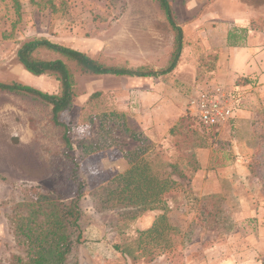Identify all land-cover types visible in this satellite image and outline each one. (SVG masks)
<instances>
[{
	"label": "rangeland",
	"instance_id": "obj_1",
	"mask_svg": "<svg viewBox=\"0 0 264 264\" xmlns=\"http://www.w3.org/2000/svg\"><path fill=\"white\" fill-rule=\"evenodd\" d=\"M33 1L0 0V83L59 93L52 76H32L16 62L18 48L34 39L108 67L156 73L92 76L73 68L72 106L58 119L69 127L70 154L85 183L78 264H220L247 249V234L264 226V143L257 125L264 80L234 88L219 55L226 27L210 21L215 0H168L183 36L179 59L168 74L161 73L174 35L155 0ZM227 2L219 11L230 16L235 2ZM256 10L264 21V5ZM39 56L56 58L46 52ZM205 86L235 91L239 100L234 118L211 130L188 109ZM50 112L45 103L0 94V175L5 179L0 181V264H16L13 256H24L11 230L14 215L24 214L23 203L35 202L39 194L63 200L73 195L61 130L53 126ZM133 166L147 177L176 182L163 195L173 229L160 241L139 245V233L163 211L128 204L121 188ZM125 248L135 261L121 254Z\"/></svg>",
	"mask_w": 264,
	"mask_h": 264
},
{
	"label": "trees",
	"instance_id": "obj_2",
	"mask_svg": "<svg viewBox=\"0 0 264 264\" xmlns=\"http://www.w3.org/2000/svg\"><path fill=\"white\" fill-rule=\"evenodd\" d=\"M239 1L254 9L264 5V0ZM155 2L174 35L173 50L169 55L167 68L161 73L168 74L175 68L179 59L183 36L180 27L175 22L168 0H155ZM248 31L264 32V21L252 19L246 28L229 31L226 39L227 46L240 47ZM41 52L53 54L56 58L40 57ZM16 62L32 76L49 75L59 83V93L56 95H49L16 82L0 83V94L9 93L26 97L51 107V121L54 127L61 130V142L64 145L62 154L70 164L69 180L73 185V195L63 200L53 194H39L35 202L21 205L24 208V214L14 215L11 220V230L24 256H13V260L16 264H78L77 249L82 241L85 228V217L79 203L83 197L85 183L80 179L79 166L70 154L72 145L69 140V127L58 119L59 114L68 111L72 106L73 68L82 75L92 76L155 77L156 73L145 72L142 68L130 70L108 67L79 51L53 44L45 39H34L23 43L16 52ZM251 83L249 77H238L233 86L238 88L251 85ZM259 115L258 138L264 143V101ZM131 138L135 141L140 140L135 134H132ZM178 177L184 178V175L181 174ZM4 180L0 175V181ZM175 185L176 182L173 180L147 177L144 169L137 166H133L126 173L125 184L121 192L126 194L128 204H137L142 211H163V214L155 218L148 229L139 233V245L147 239L160 241L173 229L167 223L163 195ZM121 254L132 261L136 260L127 248L121 250Z\"/></svg>",
	"mask_w": 264,
	"mask_h": 264
},
{
	"label": "crops",
	"instance_id": "obj_3",
	"mask_svg": "<svg viewBox=\"0 0 264 264\" xmlns=\"http://www.w3.org/2000/svg\"><path fill=\"white\" fill-rule=\"evenodd\" d=\"M227 1L235 2V5L233 4L234 12L230 16L222 15L219 11L221 4ZM213 6H215V14L212 15L210 21L216 20L217 25L225 26L227 35L229 31L246 28L252 19H257V10L239 2V0H215ZM232 27L235 29H231ZM226 43H224L225 48L219 50V55L223 60V68L233 83L238 77L263 81L264 32L248 31L240 47H229ZM245 240L249 246L247 249L243 252H235V257H227L220 264H264V226L261 225L255 233H248ZM197 264L207 263L202 260V263Z\"/></svg>",
	"mask_w": 264,
	"mask_h": 264
},
{
	"label": "built area",
	"instance_id": "obj_4",
	"mask_svg": "<svg viewBox=\"0 0 264 264\" xmlns=\"http://www.w3.org/2000/svg\"><path fill=\"white\" fill-rule=\"evenodd\" d=\"M239 100L235 91L223 87H202L189 101V114L204 128L224 126L234 118Z\"/></svg>",
	"mask_w": 264,
	"mask_h": 264
}]
</instances>
